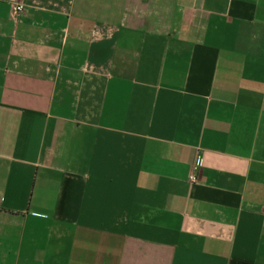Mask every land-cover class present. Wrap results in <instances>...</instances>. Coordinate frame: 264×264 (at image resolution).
<instances>
[{
    "label": "crops",
    "instance_id": "crops-1",
    "mask_svg": "<svg viewBox=\"0 0 264 264\" xmlns=\"http://www.w3.org/2000/svg\"><path fill=\"white\" fill-rule=\"evenodd\" d=\"M11 2L0 264H264V0Z\"/></svg>",
    "mask_w": 264,
    "mask_h": 264
},
{
    "label": "built area",
    "instance_id": "built-area-1",
    "mask_svg": "<svg viewBox=\"0 0 264 264\" xmlns=\"http://www.w3.org/2000/svg\"><path fill=\"white\" fill-rule=\"evenodd\" d=\"M23 0H12L11 2V12L14 17L19 16L23 13L24 5ZM201 162V156H197V162L194 164L190 174L188 176V180L191 183H196L198 180V173H199V163Z\"/></svg>",
    "mask_w": 264,
    "mask_h": 264
}]
</instances>
